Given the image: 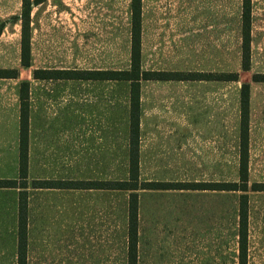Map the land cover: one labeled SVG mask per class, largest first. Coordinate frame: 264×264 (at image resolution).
Instances as JSON below:
<instances>
[{"label":"crops","instance_id":"crops-1","mask_svg":"<svg viewBox=\"0 0 264 264\" xmlns=\"http://www.w3.org/2000/svg\"><path fill=\"white\" fill-rule=\"evenodd\" d=\"M130 2L131 0H127L125 10L128 67H120V26L118 22L111 21L107 28L100 27L98 23L87 28V42L95 40L106 43H101L95 49L87 44L81 47L78 67L72 66V47L68 44L67 49L65 47L64 66L33 65L31 79H21L28 80L29 83L27 182H87L89 169H119L121 154L128 166L129 81L110 78H42L33 76V71L129 69ZM146 3L141 0L140 69L166 75L139 80V180L176 182L169 178L168 170L222 167L225 166L226 153L230 164L233 84H237L235 99L238 115L234 128L239 148L240 87L243 83L249 84L248 169L253 134L256 133L264 144V114L258 116L256 126L252 122L253 90L264 88V81H254L251 76L264 72H252L251 42L249 69L243 70L241 67V5L240 70L246 73L251 71L249 79H242L240 71L232 69L229 22L217 18L200 19L192 14L157 11V2ZM13 4L15 11L8 12L14 8ZM43 4L48 6L49 2L32 0L31 23ZM67 5L69 6L64 7V10L66 17L71 19L77 8L85 10L81 12V18H85L90 15L89 10L92 8L104 5L115 8L119 3L114 0H69ZM20 10L21 0H0V58L7 55V41L2 38L3 30L8 26L9 18L19 15ZM96 18L94 19L97 20ZM12 22L20 26L19 20ZM71 39L70 36L69 41ZM32 63L33 60L31 65ZM0 68L5 67L0 65ZM233 73L236 74L235 79ZM10 79L13 82H9ZM21 80L19 74L16 78L0 77V180L18 176ZM258 98L264 101V92L258 93ZM9 166L12 169L11 175ZM73 172H78L79 177L73 178ZM32 189L38 192L30 193L27 197V247L31 239L36 238L35 248H50L53 245L45 240L43 234L51 232L66 235L71 232L76 218L82 217L80 207L72 209V190L87 189V186H32ZM9 190L12 191L10 202ZM18 190L0 186V264H9V255L12 263H17ZM142 190L149 206L146 211H142L144 223L149 227L162 224L164 213L161 200L164 191L168 189ZM53 202L57 206L63 204V208H53ZM139 202L138 197V230L141 223Z\"/></svg>","mask_w":264,"mask_h":264},{"label":"rangeland","instance_id":"rangeland-1","mask_svg":"<svg viewBox=\"0 0 264 264\" xmlns=\"http://www.w3.org/2000/svg\"><path fill=\"white\" fill-rule=\"evenodd\" d=\"M47 1L49 5H41L34 21L32 23L30 21L32 65L23 68L19 63L20 26L18 23H13L12 18H9V24L3 30L2 38L7 41V55L0 58V65L5 68H17L20 80H30L33 65L64 66L65 47L67 49L68 44H71L72 66L78 67L81 47L87 44L95 49L101 46V43H106L95 40L87 42V28L95 25L94 23L107 28L108 23L116 21L120 26V67L122 69L128 67V40L125 39L127 0H114L119 3L115 8H107L105 5L101 8H92L89 10L90 15L85 18H81V12L85 10L77 8L73 11L74 18L71 19L66 17L67 13L64 10V7L69 6L67 5L69 0ZM97 1L111 2V0ZM145 2L146 4L157 2L159 4L157 11L192 14L200 19L217 18L229 22L232 69L239 70L242 79L250 78L251 71L246 73L240 70L241 0H145ZM13 7L8 12L15 11V4ZM251 15V69L252 72H264V0H251ZM91 19L94 20L90 21ZM70 36L71 41H69ZM10 80L9 82H13ZM236 91L237 84H233L230 164L226 153L225 166L168 170L169 178L182 183L212 182L223 186L229 182L239 181V148L234 128L235 118L238 115ZM263 92L264 88L253 90L254 126L258 123V116L264 114V101L258 98V93ZM253 136L250 141L248 186L253 182L264 183V144L256 133ZM10 155L11 153L9 158ZM11 173L12 169L9 166V175ZM128 176V166L121 154L119 169H89L87 184L82 186H109L107 184L127 180ZM74 177H79L78 172H73ZM91 181L99 183L89 184ZM32 186L31 181L28 182V195L38 192L33 190ZM11 192L9 190V202ZM240 193L238 190L227 189H168L164 191L161 200L163 223L149 227L144 223L142 213L149 206L144 200V191L138 189L141 223L138 230L137 264H237ZM247 193V264H264V190L252 191L248 187ZM128 194V190L116 188L114 190L94 187L73 189L72 209L80 207L82 217L76 218L69 234L44 233L45 240H49L53 245L50 248H35L37 239H31L28 247L26 246V264H127ZM53 203V208H63V204L57 206L56 202ZM12 261L9 255V264H13Z\"/></svg>","mask_w":264,"mask_h":264},{"label":"trees","instance_id":"trees-1","mask_svg":"<svg viewBox=\"0 0 264 264\" xmlns=\"http://www.w3.org/2000/svg\"><path fill=\"white\" fill-rule=\"evenodd\" d=\"M37 2V0H34ZM32 0H21L20 14L12 16V19L20 21V51L19 63L27 68L31 65L30 58V13ZM131 49L130 67L119 71H86V70H34L33 76L42 78H91V79H119L129 81V152L127 180L119 181L109 186H87V188H117L128 190L127 207V264H137V240H138V189H227L240 191L238 201V258L237 264H247L248 250V187L252 191L264 190V183L253 182L248 186L247 169V133H248V98L249 84L243 83L240 87V127H239V165L238 182H229L226 185L212 182H149L139 180V80L145 77H161L164 73L145 72L140 69V11L141 0H131ZM251 0H241V67L249 69L250 42H251ZM19 72L17 68H0V77L16 78ZM236 74L233 73V79ZM254 81H264V74L254 73L251 76ZM28 113H29V83L21 80L19 83V139H18V176L0 180L1 187L18 188L17 204V263L26 264L27 246V142H28ZM74 182V183H73ZM62 182L55 180H33L31 185L42 187H80L87 182ZM76 183V184H75ZM99 182H93L89 184ZM104 183V182H103ZM217 186V187H215Z\"/></svg>","mask_w":264,"mask_h":264}]
</instances>
